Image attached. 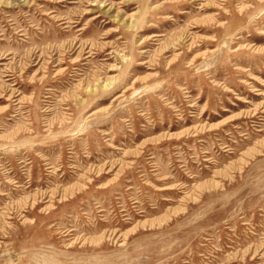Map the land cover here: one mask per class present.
I'll return each mask as SVG.
<instances>
[{"label": "rangeland", "instance_id": "374dc122", "mask_svg": "<svg viewBox=\"0 0 264 264\" xmlns=\"http://www.w3.org/2000/svg\"><path fill=\"white\" fill-rule=\"evenodd\" d=\"M3 1L0 264H264V0Z\"/></svg>", "mask_w": 264, "mask_h": 264}, {"label": "bare ground", "instance_id": "6f19581e", "mask_svg": "<svg viewBox=\"0 0 264 264\" xmlns=\"http://www.w3.org/2000/svg\"><path fill=\"white\" fill-rule=\"evenodd\" d=\"M1 4H2V7H5V8H11V7H13V3H12L11 1H9V0L3 1V2H1ZM243 8H244V7H243ZM238 9L241 11L242 6H240ZM158 37H159V35H152V36H151V40H153V41H158ZM189 45L192 46V45H194V44L191 42ZM189 45H188V46H189ZM144 52H146V51H144ZM140 65H143V63H140ZM108 82H109V81H108ZM112 84H113L112 81L109 82V83L105 86V88H109Z\"/></svg>", "mask_w": 264, "mask_h": 264}]
</instances>
